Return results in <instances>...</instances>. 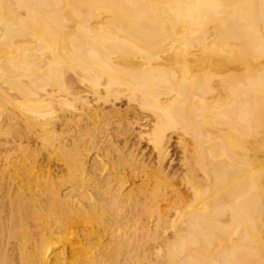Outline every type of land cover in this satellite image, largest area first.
<instances>
[{"label":"bare ground","instance_id":"bare-ground-1","mask_svg":"<svg viewBox=\"0 0 264 264\" xmlns=\"http://www.w3.org/2000/svg\"><path fill=\"white\" fill-rule=\"evenodd\" d=\"M0 152V264H264V0H0Z\"/></svg>","mask_w":264,"mask_h":264},{"label":"rangeland","instance_id":"rangeland-1","mask_svg":"<svg viewBox=\"0 0 264 264\" xmlns=\"http://www.w3.org/2000/svg\"><path fill=\"white\" fill-rule=\"evenodd\" d=\"M116 106H117V107H118V106H119V107H120V106H123V101L117 102V103H116ZM123 107H124V106H123ZM123 107H122V108H123ZM171 148H172V147H171ZM0 154H2V153L0 152Z\"/></svg>","mask_w":264,"mask_h":264}]
</instances>
